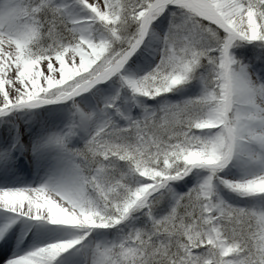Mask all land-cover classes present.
Segmentation results:
<instances>
[{
	"label": "snow or ice",
	"instance_id": "1",
	"mask_svg": "<svg viewBox=\"0 0 264 264\" xmlns=\"http://www.w3.org/2000/svg\"><path fill=\"white\" fill-rule=\"evenodd\" d=\"M0 264H264V0H0Z\"/></svg>",
	"mask_w": 264,
	"mask_h": 264
}]
</instances>
